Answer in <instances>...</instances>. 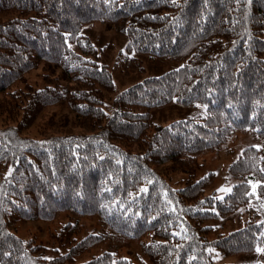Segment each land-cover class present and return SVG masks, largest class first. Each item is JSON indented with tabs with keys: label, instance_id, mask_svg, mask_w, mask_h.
<instances>
[{
	"label": "trees",
	"instance_id": "trees-1",
	"mask_svg": "<svg viewBox=\"0 0 264 264\" xmlns=\"http://www.w3.org/2000/svg\"><path fill=\"white\" fill-rule=\"evenodd\" d=\"M108 23L134 56L179 63L138 83L104 110L116 92L84 27ZM63 70L67 84L44 74ZM179 103L205 116L152 125L150 111ZM63 108L66 110H57ZM145 110V112H142ZM0 264H77L102 245L134 243L151 264H217L264 254V222L210 239L214 221L258 200L264 206V0H0ZM38 138L31 135L39 126ZM237 133L259 146L242 150L228 172L237 181L218 200L213 174L196 181L199 157L220 152ZM186 174L173 189L172 176ZM98 218L81 240L66 224L53 256L16 234L22 221ZM83 264H133L105 251Z\"/></svg>",
	"mask_w": 264,
	"mask_h": 264
},
{
	"label": "rangeland",
	"instance_id": "rangeland-1",
	"mask_svg": "<svg viewBox=\"0 0 264 264\" xmlns=\"http://www.w3.org/2000/svg\"><path fill=\"white\" fill-rule=\"evenodd\" d=\"M82 34L87 37L94 46L100 51V66H107L110 71L116 92L106 94L103 108L108 113L113 112V100L121 93L125 92L132 86L144 82L151 77H159L173 69L181 66L179 63H172L161 59H151L148 56H139L134 54L142 62V70L126 69L124 55H121L128 43L126 37L121 36L113 30L108 23H96L83 28ZM51 74L57 76L62 85L67 84L63 70L60 67L41 63L37 70L30 76L29 81L36 87H44L42 76ZM60 111H66L64 108ZM145 112V110H142ZM207 106L197 104L195 106L185 107L175 102L170 106L153 109L150 111V122L152 125L167 126L177 120H184L190 117L205 116ZM3 118L0 116V125ZM39 126H37L31 135L41 138L39 135ZM249 146H259L250 135L237 133L224 146L220 152H207L199 157L200 168L197 172L196 181L213 174V178L207 187L206 195L218 200L223 199L229 194L237 181L229 175V166L238 158L242 150ZM187 179L186 174H175L172 176L170 185L173 189H181L184 187ZM250 219H256L257 222H264V206L258 201L253 200L248 206L239 208L236 212L228 217L220 218L210 225L213 231L210 239H215L220 235H226L232 231H237L245 227ZM79 222L81 233L77 236V240H81L88 234H97L101 230L98 218H80L73 219L68 215H62L54 222H46L42 220L22 221L16 227V234L24 240H33L36 245H44L48 250L47 257H52L53 250L58 248L56 237L59 238L62 228L68 223ZM111 251L118 257L130 260L133 264H151L146 256H144L138 245L134 243L125 246H116L111 248L109 245H102L91 253L78 260L77 264H83L104 253ZM214 258L217 264H264V254L258 251L254 254H247L224 258L214 251Z\"/></svg>",
	"mask_w": 264,
	"mask_h": 264
}]
</instances>
